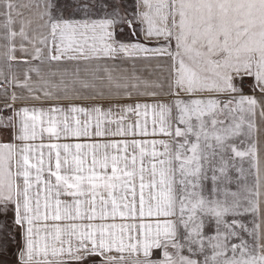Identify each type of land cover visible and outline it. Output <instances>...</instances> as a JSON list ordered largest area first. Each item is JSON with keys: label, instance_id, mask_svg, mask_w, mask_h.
<instances>
[{"label": "snow or ice", "instance_id": "1", "mask_svg": "<svg viewBox=\"0 0 264 264\" xmlns=\"http://www.w3.org/2000/svg\"><path fill=\"white\" fill-rule=\"evenodd\" d=\"M152 59L166 87L137 74ZM258 120L264 0H0V243L16 264H264Z\"/></svg>", "mask_w": 264, "mask_h": 264}, {"label": "crops", "instance_id": "2", "mask_svg": "<svg viewBox=\"0 0 264 264\" xmlns=\"http://www.w3.org/2000/svg\"><path fill=\"white\" fill-rule=\"evenodd\" d=\"M28 0H17V3H27ZM27 14V12H26ZM122 39H128V33L125 31V33L121 37ZM137 74L140 75L144 80L149 81V82H159V83H164L166 87V81L165 77L167 76V67L164 61L157 60V59H152V60H144L139 63H137ZM245 83H248L247 81ZM247 90V89H246ZM258 125L260 126V132L257 134L258 135V142H259V147L262 152H264V122L257 121ZM0 136H2L4 139H7V133H0ZM6 223L10 226L11 222L10 220L6 221ZM9 231L8 228L5 229V233ZM2 235V234H0ZM4 238L7 239V236L4 235ZM13 240V257L12 259H8L6 261H0V264H16V258H15V252H16V247L14 244ZM9 241L8 239L6 240V245L7 249L9 247ZM4 244V241L0 243V247H2Z\"/></svg>", "mask_w": 264, "mask_h": 264}, {"label": "rangeland", "instance_id": "3", "mask_svg": "<svg viewBox=\"0 0 264 264\" xmlns=\"http://www.w3.org/2000/svg\"><path fill=\"white\" fill-rule=\"evenodd\" d=\"M6 238H4V244L2 247H0V261H6L8 259H12L13 257V241L9 243V247L7 249L6 245ZM15 244V241H14Z\"/></svg>", "mask_w": 264, "mask_h": 264}]
</instances>
